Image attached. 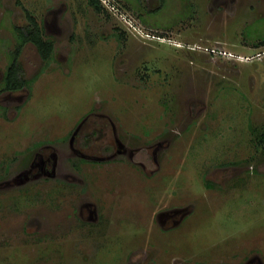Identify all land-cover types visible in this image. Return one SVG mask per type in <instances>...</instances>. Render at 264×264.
<instances>
[{"label":"rangeland","instance_id":"1","mask_svg":"<svg viewBox=\"0 0 264 264\" xmlns=\"http://www.w3.org/2000/svg\"><path fill=\"white\" fill-rule=\"evenodd\" d=\"M108 2L0 0V264H264V0Z\"/></svg>","mask_w":264,"mask_h":264},{"label":"trees","instance_id":"2","mask_svg":"<svg viewBox=\"0 0 264 264\" xmlns=\"http://www.w3.org/2000/svg\"><path fill=\"white\" fill-rule=\"evenodd\" d=\"M88 2L97 11L103 10L100 0H88ZM27 19L28 24L26 26L16 27L19 44L15 50L13 60L8 66L4 76V91L20 90L25 88L28 84L27 79L23 76V68L19 58L24 45L28 43L35 45L44 60L50 59L53 54V42L45 38L43 26L37 20L35 15H33L30 11H27ZM262 43H264V40ZM259 141L263 145L262 147L264 149V130L260 134Z\"/></svg>","mask_w":264,"mask_h":264},{"label":"built area","instance_id":"3","mask_svg":"<svg viewBox=\"0 0 264 264\" xmlns=\"http://www.w3.org/2000/svg\"><path fill=\"white\" fill-rule=\"evenodd\" d=\"M100 1H102V3H104V4H109V2H108V0H100ZM112 9H115V7L114 6H112ZM244 58V57H243ZM245 59V58H244ZM246 59H250V57H246ZM245 59V60H246Z\"/></svg>","mask_w":264,"mask_h":264},{"label":"flooded vegetation","instance_id":"4","mask_svg":"<svg viewBox=\"0 0 264 264\" xmlns=\"http://www.w3.org/2000/svg\"><path fill=\"white\" fill-rule=\"evenodd\" d=\"M45 163H49V162H48V160H46V159H45L44 161H42V163H41V164H42V166H44V167H45V166H46V164H45ZM41 164H40V165H41ZM170 215H171V214H170ZM252 261H253V260H252Z\"/></svg>","mask_w":264,"mask_h":264}]
</instances>
